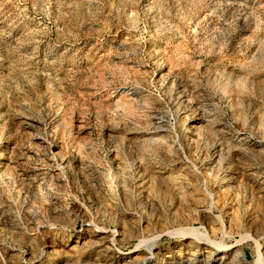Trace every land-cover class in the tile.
<instances>
[{"label": "rangeland", "instance_id": "1", "mask_svg": "<svg viewBox=\"0 0 264 264\" xmlns=\"http://www.w3.org/2000/svg\"><path fill=\"white\" fill-rule=\"evenodd\" d=\"M245 219L264 0H0V264H203L184 229L235 245ZM232 250L208 264L261 253Z\"/></svg>", "mask_w": 264, "mask_h": 264}, {"label": "bare ground", "instance_id": "2", "mask_svg": "<svg viewBox=\"0 0 264 264\" xmlns=\"http://www.w3.org/2000/svg\"><path fill=\"white\" fill-rule=\"evenodd\" d=\"M178 127H179L180 132H185L189 136H191V134H190V132L188 130L189 127H187L186 116H182L181 117V119L179 121ZM245 220L247 221L246 222L247 223L246 224L247 228H249L250 230H252L253 233L251 235L248 234V233H245V235H241L240 239L236 240V242H235L236 244L235 245L234 244L233 245L232 244H225L224 242H221V240H220V242H217L215 239H211V237L207 236L206 234L205 235L202 234L203 236L195 239V237L198 236V233L196 232L197 231V228L196 229H192V230L186 228V229H184L185 232L184 233L182 232L183 234L181 236L182 237L185 236L186 238L193 239L190 242H192L193 244H196V245L194 246L195 248H192V251L201 250V249H203L205 247H211V248L213 247L212 249H215L216 251H218V252H220L222 254L219 257H217V259L213 257V260H209V258L211 256L210 255L211 254V250H210L209 251V254L207 255V259L203 262V264H208L210 261H214V260H220V259L221 260H224L226 258L225 257L226 254H228L229 250L230 249L232 250V248L235 247L236 245H238L239 242H241V240H243L245 238H251L255 242V245H256L257 250L259 252H261V253H258V257L255 260L254 264H264V259L262 257L263 252L259 250V246L260 245L262 246V244L258 240L259 239L258 236L261 233H264V224H263L264 222L262 221L263 223H257V222L254 221V219L253 220L252 219L251 220L250 219H245ZM221 223H222V221L219 224H221ZM219 230L222 231L223 233H226V231H223L222 230V226H220ZM226 234H228V233H226ZM252 236H254V238ZM187 245H188V243L186 244V246ZM132 251H135V249L131 248L128 251H121V252L119 251V252L121 253V255H123V254L126 255L127 253L132 252ZM232 251L235 253L234 250H232ZM232 251H230V253H233ZM236 253L237 254L239 253V256L241 258H243V256L241 255V253H242L241 252V249H239V251L236 252Z\"/></svg>", "mask_w": 264, "mask_h": 264}]
</instances>
